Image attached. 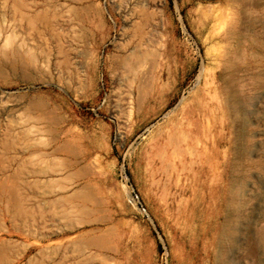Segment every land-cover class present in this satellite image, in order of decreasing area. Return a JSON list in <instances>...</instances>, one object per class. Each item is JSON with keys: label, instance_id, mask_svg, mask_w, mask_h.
Returning <instances> with one entry per match:
<instances>
[{"label": "rangeland", "instance_id": "1", "mask_svg": "<svg viewBox=\"0 0 264 264\" xmlns=\"http://www.w3.org/2000/svg\"><path fill=\"white\" fill-rule=\"evenodd\" d=\"M89 76L107 127L92 136L93 207L151 245L26 249L0 233V264H264V0H0V101L52 84L82 97L67 88ZM5 108L16 149L47 147Z\"/></svg>", "mask_w": 264, "mask_h": 264}, {"label": "crops", "instance_id": "2", "mask_svg": "<svg viewBox=\"0 0 264 264\" xmlns=\"http://www.w3.org/2000/svg\"><path fill=\"white\" fill-rule=\"evenodd\" d=\"M89 79L67 88L84 90L82 97L52 84V96L40 92L0 101L9 107L1 115L35 119L48 139L45 149L18 150L15 132L22 130L20 123L0 124V216L9 219L0 233L19 234L26 249L50 242L53 249L59 243L58 249L107 251L109 243H129L133 237L141 246L145 241L151 245L149 237L139 233V223L124 217L116 220L109 207H93V160L102 153L92 149V136L107 138V127L96 113L104 107L96 103L101 88ZM131 89L133 99H139V86ZM100 213L104 215L94 216ZM117 227H123L119 239L111 237ZM138 264L149 263L141 255Z\"/></svg>", "mask_w": 264, "mask_h": 264}, {"label": "bare ground", "instance_id": "3", "mask_svg": "<svg viewBox=\"0 0 264 264\" xmlns=\"http://www.w3.org/2000/svg\"><path fill=\"white\" fill-rule=\"evenodd\" d=\"M182 137H183V136H182ZM178 144H179V143H178ZM186 147H187V146H186ZM188 148H189V147H188ZM187 151H188V150H187ZM172 154H173V153H172ZM173 156H174V155H173ZM169 165H170V164H169ZM169 165H168V166H169ZM167 169H168V168H167ZM0 248H1V247H0ZM1 249H2V251L5 250L4 248H1ZM0 252H1V251H0ZM3 252H4V251H3ZM1 253H2V252H1ZM2 254H4V253H2ZM4 255H5V254H4ZM4 255H3V256H4ZM3 256H2V257H3Z\"/></svg>", "mask_w": 264, "mask_h": 264}, {"label": "built area", "instance_id": "4", "mask_svg": "<svg viewBox=\"0 0 264 264\" xmlns=\"http://www.w3.org/2000/svg\"><path fill=\"white\" fill-rule=\"evenodd\" d=\"M125 182H127V181L125 180Z\"/></svg>", "mask_w": 264, "mask_h": 264}]
</instances>
